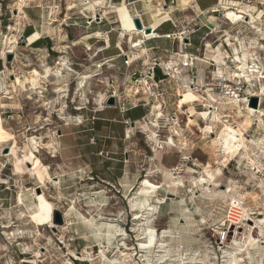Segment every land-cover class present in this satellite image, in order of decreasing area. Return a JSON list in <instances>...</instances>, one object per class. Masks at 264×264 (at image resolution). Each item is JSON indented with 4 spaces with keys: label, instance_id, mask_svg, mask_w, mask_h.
<instances>
[{
    "label": "rangeland",
    "instance_id": "rangeland-1",
    "mask_svg": "<svg viewBox=\"0 0 264 264\" xmlns=\"http://www.w3.org/2000/svg\"><path fill=\"white\" fill-rule=\"evenodd\" d=\"M122 1L0 2V264H111L121 258L120 251L130 256L120 264H147V256L149 264H156L154 259L162 251L140 252L137 237L142 226H135L130 208L145 180L159 187L156 199L162 203L152 199L156 209L148 218L156 239L165 241L166 255L171 256L166 264H178L173 256L186 253L194 254L201 264H220L223 252L244 247L249 239L254 243L243 248L241 264H264V161L259 163L260 154H256V164L263 165L256 178L243 151L223 167L218 137L227 124L240 127L249 142L264 140V129L254 118L247 126L244 101L251 110H264V97L257 99L256 107L249 98L264 81L250 83L233 77L241 62L264 73V0H198L202 9L216 1L218 11L208 10L199 18L188 7L181 16L175 12V18L187 21L183 26L192 31L191 39L200 27L193 40L199 48L193 56L206 62L196 61L191 71L182 70L175 57L171 71H166L176 75L174 67L178 68L194 91L208 97L206 103L185 93L184 77L164 78L159 69L155 80L163 81L154 95L148 91L143 84L148 80L146 69L153 60L172 61L171 53L152 58L135 51L123 34L131 32L126 29L133 17ZM88 2L99 3L92 9L95 18L85 12ZM173 2L165 0V9L174 8ZM235 3L238 6L230 11L236 18L224 17L223 5L229 8ZM14 11L15 18L10 20ZM142 18L150 22L148 13ZM249 20L254 25L247 24ZM104 25L113 29L108 33L112 40L119 33L120 40L125 39L119 47L125 54L130 52L128 69L121 58L104 61L105 52L98 54L106 46L90 35ZM6 37L14 42L13 54L2 53ZM176 45L172 52L178 51ZM147 46L148 42L143 48ZM62 60L66 69L57 80L54 73ZM84 75L92 77L78 88V77ZM31 76L36 77L37 86L28 84ZM112 91L120 99L118 107L105 105ZM232 94L240 100L239 110L229 100ZM208 103L220 118L212 133L205 130L210 123ZM153 106H160L162 113L157 126L151 123ZM188 117L194 126H188ZM151 132L160 142L172 136L174 146L158 149ZM29 152L34 155L32 161L27 158ZM216 170L220 173L214 183L196 185ZM167 176L176 189H169ZM226 191L228 198L222 201L219 193ZM36 195L51 206L52 224L38 228L30 224L28 217L38 210ZM238 205L246 215L230 213V206ZM229 213L235 224L229 222Z\"/></svg>",
    "mask_w": 264,
    "mask_h": 264
},
{
    "label": "bare ground",
    "instance_id": "bare-ground-1",
    "mask_svg": "<svg viewBox=\"0 0 264 264\" xmlns=\"http://www.w3.org/2000/svg\"><path fill=\"white\" fill-rule=\"evenodd\" d=\"M193 1L194 0H190V4L188 5V7L193 4ZM88 4H90V2H88ZM98 4H99L98 2H93L92 4H90V6H88L85 9V12L87 11V12L92 14V9L97 7ZM151 5H152V0L146 1L145 9H146L147 13L149 14V19H150L151 22H154V21H156L157 19H160V18H162V19L165 18L168 15V13L172 10L171 8L168 9V10L167 9H162L161 7L158 6L159 8H156L153 11L151 9V7H150ZM223 6L225 7L224 9L226 10V12H225L226 14L224 15V17L232 19V20L235 19L236 18L235 13L233 11H230V10H234V7L236 8V6H238V3H235L232 7H229V8H227L226 5H223ZM21 11H19L18 14H23ZM212 12H218V11L214 9ZM92 15H93L94 18H95V16H97V14H94V13ZM259 16H260V14L258 15V18L260 19ZM93 17H91V18H93ZM209 18H210L211 22H214V18H212V17H209ZM243 19L244 18H241L242 22H243ZM132 22H133V19H132ZM247 24H251V26H252V25H254V22L249 20L247 22ZM133 25H134V23H133ZM134 28H135V26H134ZM252 28H255V27H252ZM10 29H11V27H10ZM211 30L214 31L213 29H211ZM143 33H144L143 31H138L137 29L134 30L133 34L140 35V37H139L140 39H138V41L133 43V41L131 40V42H130L132 47L135 48L136 52H142L143 51V49H142L143 44L142 43L144 42L143 40H145V38H143V36H142ZM128 36H130V38L132 37L131 32L128 34ZM146 40H149V39H146ZM13 43L14 42H11V38L9 39L8 37H6L5 40H4V48H3L2 53L5 54V50H6L7 51L6 52L7 55L8 54H13L14 50H15V46H12ZM121 43L124 44L125 42L121 41ZM171 56H172L171 57L172 61L170 63H165L163 61H160V66H162V67L167 66L168 67L169 65H171V63L173 64V61L176 60L175 57H177V56L178 57H181V56L182 57H188L187 54H184V53H182L180 51H179V53H177V56H175V54H173ZM157 61L159 62V60H157ZM196 61L198 62V64H205V62H206V61L204 62L203 60H201L198 57H196ZM145 63H148V61L146 60ZM149 64H146V65L148 66ZM65 65L66 64H65V62H63V60H62V62L60 64H58V68L56 69V71L54 73V77L57 80H58V77L62 75V71H64L66 69ZM168 71H170V70L168 69ZM175 73H176V75L173 74L172 72L169 73L170 79L179 80V79H181L183 77L187 78L184 75L183 76L179 75L180 73L178 71V68H176V72ZM233 73H234L233 77L239 78L240 80L242 78L243 80H246V81H248L250 83H251V81L256 80V79L264 81V73L261 70V68H259L257 66H251V67L250 66H245L242 62H241V64H238L236 66V69L234 70ZM32 74H34V76L38 75V73L36 71H33ZM91 77H92V75H84L82 77L79 76L78 77L79 82H78V85H77L78 88H82L83 85L85 84L86 80H89ZM187 80H188V78H187ZM27 81H28V84L31 85L32 87L35 86L36 84H38L36 77H33V76H31V78L28 79ZM14 82L18 86L21 84V81L18 78L14 79ZM25 82H26V80L24 81V83ZM191 86H192V84L188 83V85H183L182 88L185 90L186 94H188V95H194L195 94V95L198 96L199 99H201L203 102L206 103L208 97L206 96L207 98H205V96H203V94L202 95L200 94V91H194L193 90L194 88H192ZM207 93H209L208 90L205 91L204 94H207ZM231 96H232V98H229L231 104L234 103L233 105L237 108V110H239L238 109L239 108L238 104L240 103V100L237 99L238 96H235L234 94H232ZM261 97H264V86H263V84L262 85L260 84L258 86V89L255 92V94L249 95V98H255L256 100L258 98H261ZM261 100L262 99H260V101H259V105H261V103H262ZM244 101H245V106H246V110H247L246 120H245L247 126L250 128V126H251V118H254L256 120V123H258V125H260L264 129V118H263L264 117V110L259 109V108H258L257 111L251 110L250 106L247 104V100H244ZM207 107H208V109H210V111H208V114H209V118L208 119L210 120V123L206 125L205 130L211 132L213 130V128H215L216 124H218L220 122V118H219L218 114H216V112L213 111L214 107L211 106L210 103H208ZM150 114H152L153 117H154V120L151 122L152 126H157L159 120L162 118V113L160 112V106H153L151 111H150ZM188 118H189L188 119V126L189 125L194 126L193 125L194 122H193L192 118L191 117H188ZM222 127L223 128L220 129V132H218V134H219L218 137L220 138V140L222 142V144H221L222 145V155H223V157L225 159L222 166L224 167L225 163L227 161H232L240 152L243 151V152L247 153V164L249 165V168L251 170H253L254 172H256L254 175L252 174L253 175L252 177L256 178L255 175L258 174L260 171H262L261 168H262L263 165L262 164L259 165L258 163L256 164L255 161L259 160L258 159L259 157H260L259 161H261L259 163H262L264 161V140H262V141H260L258 143L256 141L255 142L254 141L249 142V141H247L244 138V136L242 134L243 132L240 129V127L237 126V128H234V127H231L230 125H227V124L224 125V126L222 125ZM2 135H3V131H2V129H0V139H1ZM158 137L159 136H157L154 132H151V141L155 142L157 144L158 149H163V145L166 146V147H171V146L173 147L174 146L175 142H174L172 136L168 137L165 142H163V141L160 142ZM29 142L32 145H34L36 143L34 138H31ZM249 146L255 147L256 150L258 151V153H255V151L253 150L254 148L253 149L252 148L249 149ZM256 154H260V156L259 157H255ZM33 156H34L33 153L29 152V156H27L28 160L32 161ZM219 173H220V171L216 170L215 172L211 173L209 176L207 175L208 176V180L207 181H206L205 178H202L201 180H199L196 183V185H198L199 187H202L204 185H207L206 184L207 182L208 183L209 182H213L215 180L216 176L219 175ZM170 177H168V176L166 177V181H167L166 183L169 184V186H168L169 189H171V187L176 189V186H175L176 184H175L174 180L172 178H170ZM141 187L142 188L139 190V192L135 193V195H137L138 198H135L133 200L134 202H132L131 207H130L131 211L133 212V222L135 223V226H142V229H139V231H138L140 233V235L137 237L140 240V243H139L138 247H139L140 252H142V254H147V255L153 253L152 251L153 250L155 251L156 248L160 249V251H162L163 255L155 257L156 259H154V260L156 261V264H166V262H168V260H171V256L168 257V255H166L167 249L164 248L165 241H161V240L158 241L156 239L157 238V236H156L157 233L155 231V228H153L150 225L149 218H148L156 209L153 206L152 199L153 198L155 199V203L156 204H161L162 203V201L160 199H156V197H157L156 193H157V190L159 189V187L157 185L151 184L147 180H145L141 184ZM227 194H228V191L219 193V197L222 199V201H225V199L227 197ZM35 198H36V201H37L38 210H37V212H35L34 214H32V215H30L28 217V219L30 221V224L33 225L35 228H38V227L42 226L46 222L52 224L51 223V221H52V218H51V214H52L51 206L46 202L45 198L42 195L41 196L36 195ZM201 200L204 201L205 199L201 198ZM229 210H230V213L231 212H235V213L240 214L241 216L247 214L245 212V210L243 208H241L239 205L238 206H230ZM230 213H229V215H227L229 222H231L230 221L231 220ZM231 223L235 224L234 222H231ZM137 235H138V233H137ZM8 239H10V238H8ZM165 239H166V237H165ZM247 239H249V238H247ZM253 243H254V239H249L247 242H244L243 246L246 247V248H251L253 246ZM262 244H264V243H262ZM244 247L236 246L235 249L223 252L222 256H221L220 264H241L243 262V258H244V254H243V252H244L243 248ZM245 250H247V249H245ZM101 252L105 253V251H103V250ZM186 254H184V255L183 254H178L177 256L174 255L173 257L177 258L176 260H177L178 264H201L202 263V262L198 263L196 261L198 259L195 258L194 254H192V255H186ZM119 255H120L121 258L117 259V260H113L111 264H120L118 261H120L121 259L128 260L130 258L129 255L124 254L121 251L119 252ZM123 260H122V262H123ZM75 261H79V260L75 259ZM144 262L149 264L148 256L144 260ZM124 264H125V262H124ZM126 264H128V263H126Z\"/></svg>",
    "mask_w": 264,
    "mask_h": 264
},
{
    "label": "crops",
    "instance_id": "crops-1",
    "mask_svg": "<svg viewBox=\"0 0 264 264\" xmlns=\"http://www.w3.org/2000/svg\"><path fill=\"white\" fill-rule=\"evenodd\" d=\"M1 1L2 0H0V2ZM146 1H150V0H123L122 1V3H124L125 6H126L125 8H126V11L128 12L127 14H131V17L130 18L137 17L138 16L139 19H140V21L142 20L143 25L145 27H149L151 29V32L150 33H148V34L143 33L142 34L143 38H145V39L155 38V39H153V40H151V41L148 42V46L146 48L145 47L143 48L144 45L143 46L141 45L143 51L140 52V53L143 54V55L146 54V57H149V54H150L151 56H153L152 58H154L157 55H162L164 57H167V55L169 53H171V55H173L174 52H172V51H174L175 41H170V40H168L165 37L167 35L175 34L177 31H181L182 29H184V26L183 25L188 24V23H186L187 21H184V20L181 21L178 18H175L174 15H175V12H177L181 16V14H183L181 12H184L183 10H185V8L188 7V5L190 4V0H175V2H173V3H175V7L174 8H172V7L167 8V10L170 9V8L172 10L168 13V15L165 18H163V19L162 18L157 19L154 22H151L150 21L148 23H144L143 18H142V15H144V14L147 13V11L145 9ZM197 2H198V0H195L194 9H193L194 10V13L196 14V17L197 18H199V16H203L205 13H208L209 11H212L217 6V3L215 1L209 7L205 8V9H202L197 4ZM0 6H1V3H0ZM158 6L161 7L162 9H165V7H167V6H165V0H155V1L152 0V5L150 6L151 9L154 11L156 8H159ZM171 12H173V17H171L172 16L171 15ZM11 13H12V11H11ZM14 14H15V11L12 14L10 20H13L15 18L14 17ZM128 16H130V15H128ZM183 17H186V16H183ZM169 18H171L176 24L175 25H172L169 22H165ZM93 25L94 26H98L97 24H94V23H93ZM135 29L136 28H134L133 22H131L130 24H128V28L126 29V30H130V31L132 30L131 31V35H132L131 38L132 39L130 38V36H128V34L130 32H128V34L127 33H123L126 36H128L129 43L131 42V40L134 43V42L138 41V39H140L139 38L140 35L133 34ZM100 30H101L100 32H92V35H90V38H92L94 40H97V38H99L102 41V43L104 44V46H106V47H104V51H99L98 54H103L105 52V55H106L105 57L106 58H103L104 61L112 60V59H115V58H121L122 59V62H123V58L120 56L119 50L117 49V48H120L124 52L122 46L119 47V45L121 44V40H120V36H119L120 33L118 34V36H117V38L115 40H112L110 38V35H108V33H110L111 31L113 32V29L111 27H108V26H105L104 25V26H102V28ZM200 30H201L200 27L197 26V29H196L197 35H198V32ZM103 34H106L107 36H105V37H98L99 35L102 36ZM197 35H195L192 39H191V36H190V44H191L190 46H184V45L183 46H179L180 52H182L184 54H187V55H194V53H196L197 52V49L199 48V46H198L199 45V42H198V44H193L194 38L196 40V37H198ZM123 38H125V37H123ZM126 40H127V38H126ZM124 41H125V39H124ZM184 42H185V40H184ZM176 46L178 48V43H177ZM193 47H194V51L192 49ZM111 48H113V50ZM184 51H187V53L184 52ZM129 53L126 54V55L129 56ZM177 53H179V51ZM145 61H146V59H145ZM146 64H149V61H148V63H145L144 62V65L145 66H146ZM125 68L128 69L127 67H125ZM1 70L2 69H1V66H0V72H1ZM160 75L162 76L161 72H160ZM181 80H184L185 83L188 82L187 78H183Z\"/></svg>",
    "mask_w": 264,
    "mask_h": 264
},
{
    "label": "built area",
    "instance_id": "built-area-1",
    "mask_svg": "<svg viewBox=\"0 0 264 264\" xmlns=\"http://www.w3.org/2000/svg\"><path fill=\"white\" fill-rule=\"evenodd\" d=\"M194 3L195 0L193 1V4L189 6V10L194 13ZM195 14V13H194ZM196 16V14H195ZM165 22H169L172 25H175L176 23L169 18L167 21ZM142 23V20H141ZM143 25V23H142ZM143 27H145L143 25ZM192 35V31H185V29H182L181 31H177L175 34H171V35H167L165 38H167L170 41H175L178 43V51H180L179 46H190V36ZM155 38L149 39V40H143L144 42L142 43L143 45L146 42H149L151 40H153ZM184 40H187V42L185 43ZM119 50L120 56L123 58V64L125 67L129 68L131 66L132 63H129V56H127L120 48H117ZM177 51V52H178ZM177 52H174L175 56H177ZM173 54V53H172ZM170 58L172 57L171 54L169 55ZM178 57V56H177ZM180 59V65H179V69L182 70H189L191 71V69L194 66V63L196 62V57H194L193 55H188V57H178ZM171 61H168V63H170ZM172 65L168 67H162L160 66V61L158 62L157 60H153L152 63L150 64V66L146 69L145 75L148 78V80H143V84L147 87L148 91L152 90V93L154 95L153 90L154 89H158V85L160 83H162L163 80H155V71L156 69H159L162 76L164 78L169 77V73L167 72L168 69L171 71V67ZM174 73L176 72V68L174 67ZM167 70V71H166ZM109 96H113L115 98V107H118L120 105V99L118 97V95L112 91ZM108 96V97H109ZM137 106H134L133 108H136Z\"/></svg>",
    "mask_w": 264,
    "mask_h": 264
},
{
    "label": "water",
    "instance_id": "water-1",
    "mask_svg": "<svg viewBox=\"0 0 264 264\" xmlns=\"http://www.w3.org/2000/svg\"><path fill=\"white\" fill-rule=\"evenodd\" d=\"M133 23H134L135 28L138 31H143L146 34L151 32V29L149 27H143V25H142V23L138 17H133ZM185 42H187V40H185ZM251 101L253 103V106L256 107L257 100L255 98H252ZM105 105L107 107H114L115 106V98L113 96H109L105 102ZM57 219H58V223H59L60 222L59 217H57Z\"/></svg>",
    "mask_w": 264,
    "mask_h": 264
},
{
    "label": "trees",
    "instance_id": "trees-1",
    "mask_svg": "<svg viewBox=\"0 0 264 264\" xmlns=\"http://www.w3.org/2000/svg\"><path fill=\"white\" fill-rule=\"evenodd\" d=\"M159 80V79H158Z\"/></svg>",
    "mask_w": 264,
    "mask_h": 264
}]
</instances>
